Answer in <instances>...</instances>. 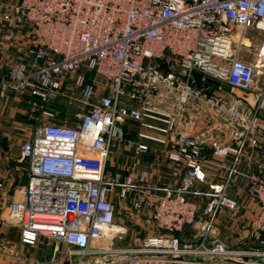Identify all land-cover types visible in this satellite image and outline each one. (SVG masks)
Masks as SVG:
<instances>
[{"label": "built area", "instance_id": "1", "mask_svg": "<svg viewBox=\"0 0 264 264\" xmlns=\"http://www.w3.org/2000/svg\"><path fill=\"white\" fill-rule=\"evenodd\" d=\"M0 19L25 28L31 56L29 65L16 63L0 79V96L23 104L28 118L19 158L27 164L26 181L6 219L18 227L20 243L35 246L43 237L53 244V259L76 257L75 264H106L108 254L128 264L178 258L183 264H264V249L207 241L220 207L237 205L226 190L241 152L264 139V0H0ZM249 28L261 32L253 61L239 56ZM90 71L100 78L98 94ZM70 73L74 88L64 91ZM257 74L263 76L259 85ZM234 88L252 92L255 105L234 96ZM60 96L77 104L74 126L48 118V105ZM216 118L236 139L234 161L223 181L196 191L205 178L206 137L195 128ZM126 121L137 122L139 138L164 145V158L181 165L178 184L134 180L137 156L148 145L126 139ZM117 144L133 149L125 177L107 170ZM213 145L214 154H226L216 140ZM240 175L257 203L251 233L264 246V171ZM190 195L205 197V204ZM117 206L132 215L147 211L144 225L159 232L137 246L115 247L126 235L116 222ZM199 212L207 216L202 239L182 244L177 233ZM196 255L204 259L194 260ZM8 256L40 262L21 253ZM90 256H96L93 262Z\"/></svg>", "mask_w": 264, "mask_h": 264}, {"label": "crops", "instance_id": "2", "mask_svg": "<svg viewBox=\"0 0 264 264\" xmlns=\"http://www.w3.org/2000/svg\"><path fill=\"white\" fill-rule=\"evenodd\" d=\"M247 32V31H246ZM245 32V33H246ZM25 28L8 23L1 22L0 19V79H2L8 69L16 64H30L31 56L27 53L25 41ZM256 35V36H255ZM258 38L255 40V47H244L249 44L250 37ZM248 43L240 47L239 56L246 61H253L257 46L261 39V32L251 28L248 35H245ZM252 43V42H251ZM88 73V78H89ZM74 73L64 76L62 89L67 91L74 88ZM91 79L97 83L96 93L101 92L99 85L100 78L92 74ZM224 99L230 97L226 91H216ZM234 95V94H233ZM235 96V95H234ZM52 108H48L51 115L49 120L68 126L76 124L73 119V112L77 109V104H68L64 96L58 97ZM54 100V101H55ZM264 120V113L261 114ZM208 122L212 125H207ZM207 123H201L195 131L203 132L205 135V144L203 149V167L205 170V178L203 181L197 182L194 185L196 191L207 190L210 185L223 181L228 175L229 169L234 161L233 148L236 147V139L232 135L230 129L222 124V120H210ZM222 122V123H221ZM216 123V127L214 125ZM28 118L26 108L19 101L12 98L0 96V236L11 243V246L3 251H0V264H35L33 262H20L14 260L8 254L21 253L31 259H38L37 264H75L76 257L66 258L61 260L53 259L54 248L53 244L46 245V239L41 237L35 246H28L20 243L19 229L16 225L5 222V212L9 203L16 197L18 189H20L27 175V164L20 161L21 135L23 129H28ZM127 139L129 136L136 134V140L139 143L148 145V150L137 156L138 163L133 178L136 181L143 180L149 184L155 185H175L178 184L183 169L181 165L168 161L162 155L165 146L152 141L141 139L137 136V132L141 127L137 122L126 121L123 125ZM29 136V135H27ZM213 136V138H212ZM214 140L220 148H226V154H214ZM133 149L126 145L119 144L113 148L111 156L108 160L107 170L111 173H119L121 177H125L128 172L126 165L132 159ZM143 157V159H141ZM149 163L156 164V167H150ZM236 171L231 175L229 186L226 194L237 201L235 208L230 209L222 206L217 212L214 219L207 241H219L226 247L233 249H264L258 243V237L253 235L250 230V223L257 212V203L255 198L250 193L245 180L240 175V172H261L264 171V139L254 148L245 147L241 152L235 167ZM133 197V193L128 195V200ZM190 198L204 205L206 198L200 195H190ZM147 211H139L136 214H130L129 223L122 226L126 229L125 244L115 245V247H125V245H139L141 242L152 233H158L155 229H149L143 223ZM206 215L201 212L197 215L196 221L185 229L177 233L179 241L182 244L193 245L202 239L203 220ZM133 221V223H132ZM61 248V247H60ZM65 250L66 247H63ZM108 254L106 256V264H118L127 262L121 257L114 258ZM96 256H90L89 260L93 262ZM187 258V257H184ZM194 260L204 259L202 256H193ZM113 259L114 261H109ZM99 262V261H98ZM97 263V262H96ZM94 264V263H91ZM160 264H183L181 259H168Z\"/></svg>", "mask_w": 264, "mask_h": 264}, {"label": "rangeland", "instance_id": "3", "mask_svg": "<svg viewBox=\"0 0 264 264\" xmlns=\"http://www.w3.org/2000/svg\"><path fill=\"white\" fill-rule=\"evenodd\" d=\"M250 29L251 28H249L248 30H247V32L245 33V35H248L249 34V31H250ZM256 36V35H255ZM254 36V41H253V36L252 37H250V41L252 42H250L249 44H247L246 46H244V47H255V40L258 38V36L257 37H255ZM94 73V71H90L89 72V78H91V76H92V74ZM263 78V76L261 75V74H257V75H255V81H256V83H257V85H259L260 84V82H261V79ZM56 101L57 100H55V101H52L49 105H48V108L50 109V108H52L53 107V105L56 103ZM73 119H74V117H73ZM22 135H21V144L28 138V136L27 135H29V129H23L22 131ZM125 133H126V131H125ZM129 138H131L132 140H136V134L134 133L132 136H129ZM127 139V138H126ZM117 145H119V144H117ZM116 145V146H117ZM122 145H125V144H122ZM141 159H143V157H141ZM128 165H126L125 167H127ZM141 212V211H140ZM147 213V212H146ZM130 210H129V208H127V207H123V206H117V209H116V222L117 223H119V224H121V225H125L127 222L129 223V220H132L131 218H130ZM4 216H6L5 217V219H4V221L6 222V219H7V210H6V212H5V215ZM132 223H133V221H132ZM149 229H152L153 230V228H149ZM125 242H126V240L125 239H116L115 240V245H122V244H125ZM11 246V243L10 242H8L6 239H4V238H2L1 239V236H0V251H3L4 249H7V248H9ZM125 246H129V245H125ZM131 246H135V245H131ZM116 259H117V257H116ZM118 264H120V262L118 263ZM121 264H127V262H123V263H121Z\"/></svg>", "mask_w": 264, "mask_h": 264}, {"label": "water", "instance_id": "4", "mask_svg": "<svg viewBox=\"0 0 264 264\" xmlns=\"http://www.w3.org/2000/svg\"><path fill=\"white\" fill-rule=\"evenodd\" d=\"M180 74H182L183 76L190 75L195 80H201L202 79V74L199 72H196V71L188 72L186 70H182V71H180ZM207 81L211 82V80H209V79H207ZM232 92L236 97L241 98L244 101H246L251 107H253L255 105V99H254V95L252 92L246 93L243 90H240L238 88H234L232 90ZM178 259H183V258H178ZM94 264H100V262H97Z\"/></svg>", "mask_w": 264, "mask_h": 264}, {"label": "bare ground", "instance_id": "5", "mask_svg": "<svg viewBox=\"0 0 264 264\" xmlns=\"http://www.w3.org/2000/svg\"><path fill=\"white\" fill-rule=\"evenodd\" d=\"M243 41H244L245 43H248V41L246 40V38H243Z\"/></svg>", "mask_w": 264, "mask_h": 264}, {"label": "trees", "instance_id": "6", "mask_svg": "<svg viewBox=\"0 0 264 264\" xmlns=\"http://www.w3.org/2000/svg\"><path fill=\"white\" fill-rule=\"evenodd\" d=\"M256 237H258V236H256Z\"/></svg>", "mask_w": 264, "mask_h": 264}]
</instances>
